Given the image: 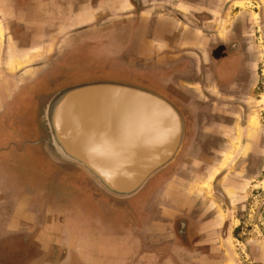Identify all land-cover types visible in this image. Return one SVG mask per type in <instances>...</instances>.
Segmentation results:
<instances>
[{"label":"crops","instance_id":"1","mask_svg":"<svg viewBox=\"0 0 264 264\" xmlns=\"http://www.w3.org/2000/svg\"><path fill=\"white\" fill-rule=\"evenodd\" d=\"M254 2L0 0V125L15 124L17 113L24 124L20 109L34 108L36 89L50 84L60 64L77 61L85 40L107 51L119 43L113 63L132 60L134 75L164 85L185 127L173 164L126 201L98 196L81 170L74 172L81 190L74 173L53 180L43 151H0L15 158L0 161L3 177L26 174L0 186L7 212L0 213V264L234 263L235 219L215 189L238 202L255 158H264V0ZM23 156L44 163L33 159L40 168L30 171ZM151 185L150 197H139ZM15 194L21 198L10 214L3 198Z\"/></svg>","mask_w":264,"mask_h":264},{"label":"water","instance_id":"2","mask_svg":"<svg viewBox=\"0 0 264 264\" xmlns=\"http://www.w3.org/2000/svg\"><path fill=\"white\" fill-rule=\"evenodd\" d=\"M41 121L47 156L81 170L116 201L135 197L168 169L185 138L183 117L170 102L123 82L63 88L47 99Z\"/></svg>","mask_w":264,"mask_h":264},{"label":"rangeland","instance_id":"3","mask_svg":"<svg viewBox=\"0 0 264 264\" xmlns=\"http://www.w3.org/2000/svg\"><path fill=\"white\" fill-rule=\"evenodd\" d=\"M83 41L85 40H79L80 43L78 42L77 44L79 45L77 46V48L80 47L76 50L77 53H79L77 61H74L70 64H60L57 67L59 71L52 77L50 84L48 85L47 83L49 82H46V86L36 89L37 92L34 93L35 95L33 94L31 97L32 103L29 102L30 106L34 107L29 109L31 112L30 115L28 109H20V113L23 115L22 118L24 119L25 123L22 124L20 122L21 119L20 117H18L19 115L17 113L14 114V117H16L15 121H17L15 124H8L7 122H5L0 125L1 134L5 136V139L0 141V149H28L32 152L42 149L45 140L48 139V131L45 130L43 124L40 121L44 100L50 98V96L56 90L65 86H70L72 84L88 80L96 81L99 79H106L107 81L123 82L134 86L139 85V87L144 88L150 92L154 91L161 95L166 94V91L164 89L162 90V87L164 85L161 86L160 84L157 85L153 82L147 81L143 75H134L133 71L129 70L131 68H134L132 65H129L131 60L127 63L118 61L116 65L113 63L112 59H114L115 57H113L112 54L118 51L119 43H115L114 46H112V49H110V51H107V45L105 44L101 45L99 42L89 44L88 42ZM114 60L117 61L118 59ZM117 66L121 69H114L117 68ZM40 98L43 99V102L41 101V104L38 103ZM27 115L29 116L30 121L28 123L27 119L25 118L27 117ZM33 159L38 162L39 158L35 156L34 158H31L29 162L28 159L24 157L20 158V160L24 162V166L29 168L30 171H32L33 168L35 170H38L40 168L39 166L34 167L35 163L37 162L34 163ZM38 163L43 164L44 162L41 161ZM18 165L19 163L15 164V166ZM46 165V167L50 171L51 176L53 177V180H57V182H60L59 180H62V178L57 177L59 176V171L56 170L59 168L53 164H48V162H46ZM14 171L16 172L15 169ZM66 172L67 171L65 170H61L60 176H66ZM14 175L15 174H13L12 177H14ZM16 177L26 178V174L19 172L17 173ZM5 178L7 177H3L0 173V180H5ZM77 180L79 182L83 181L82 177L80 176L77 178ZM93 189L98 196H102V194H100V191L95 186ZM244 191L245 194L243 197L245 199L242 206L243 211L239 213V236H236L237 240L233 242V246L236 249V254L238 255V264H264V170L262 171V176H260V178H255L253 182L248 184L247 189ZM73 193H77V191H73ZM146 194L147 193L144 192L139 197L143 198L144 196H146ZM100 198L106 200L107 202H110V199H108L107 197ZM139 201L140 199L136 200L135 203H139ZM113 202L114 201L111 200V203ZM113 204H115V202ZM118 205L121 204L118 203ZM248 248H251L253 250V256L252 258L248 256L246 262V251L248 250Z\"/></svg>","mask_w":264,"mask_h":264},{"label":"flooded vegetation","instance_id":"4","mask_svg":"<svg viewBox=\"0 0 264 264\" xmlns=\"http://www.w3.org/2000/svg\"><path fill=\"white\" fill-rule=\"evenodd\" d=\"M136 1V0H135ZM261 0H257V3L258 2H260ZM257 3L256 2H254V8H257ZM134 4H135V2H134ZM259 35H260V33H259ZM95 43H97V41H95ZM133 63V61L131 60V64ZM114 69H117V68H114ZM121 69V68H120ZM117 70H119V69H117ZM58 72V71H57ZM258 73H259V76H260V82L258 83V91H259V100H262V96L264 95V94H262L263 93V90H264V64L263 63H261L260 64V67H259V69H258ZM96 81H107V80H96ZM147 81H150V80H147ZM84 82H90V81H84ZM79 83H83V82H79ZM75 84H78V83H75ZM147 84V83H146ZM72 85H74V84H72ZM141 85V84H140ZM148 85V84H147ZM71 86V85H70ZM66 87H68V86H65V87H63V88H66ZM137 87H139V85L137 86ZM63 88H60V89H58V90H56L53 94H55L56 92H58L59 90H61V89H63ZM141 88V87H140ZM144 89V88H143ZM146 90V89H145ZM148 91V90H147ZM150 92V91H149ZM152 93H154V94H156V95H158V96H160V97H162V98H164V99H166L165 98V96H163V95H161V94H159V93H157V92H154V91H152ZM52 94V95H53ZM51 95V96H52ZM50 96V97H51ZM45 99V98H44ZM48 99V98H47ZM47 99L46 100H44V104H43V107H44V105L46 104V102H47ZM43 99L42 98H40L39 99V102L38 103H40L41 104V101H42ZM167 100V99H166ZM30 101V103H32V99H30L29 100ZM167 101H169V100H167ZM43 102V101H42ZM42 107V108H43ZM42 113H43V110H42ZM41 116H42V114H41ZM40 120H41V117H40ZM42 122V121H41ZM43 124V123H42ZM44 126V125H43ZM44 144H45V142H44ZM44 144H43V146H42V149H39V151H43L44 153H45V155L47 156V154H46V152H45V149H44ZM5 149H0V151H4ZM9 150H12V149H9ZM10 158H11V160H12V158H14V157H11V156H9ZM9 157H0V161H5V163H6V165H7V163L8 164H11V161H9L8 160V162H7V158H9ZM23 157H25V156H23ZM47 158H49L48 156H47ZM15 159V158H14ZM49 160L51 161V163H53V164H55L57 167H59V168H62L61 170H65V171H67L66 172V176H59L60 178H62V180H59V181H62L61 183H64L63 181H66L67 180V178H68V176H69V173L68 172H71V173H74L75 171H80L79 169H77V168H75V167H73V166H69V165H62V164H58V163H56V162H54V161H52L50 158H49ZM244 160H245V158H244ZM260 160V158H255V162H254V165H255V169H257V171H255L253 174H251L250 175V178H248L249 180H247V182H244L243 184L245 185V186H243V191L241 192V193H239V194H241V198L238 200V202H236V201H234V203H232L231 201H230V197H229V195L227 194V192L225 191V190H223V188L222 187H219V186H217L216 187V189H215V191H216V195L217 196H219V197H221V199L224 201V203L226 204V205H228V206H226V207H230V211H231V213H232V216L234 217V219H235V225H234V227H233V229L231 230V234H232V237H233V241L232 242H234V241H236L237 239V235L239 236V225H240V215H239V213L241 212V211H243L242 210V206H243V204H244V190H246L247 189V187H248V184H250L251 182H253L254 180H255V178H260V176H262V171L264 170V168H263V163H264V158L262 159V162L261 161H259ZM250 161V160H249ZM249 163V162H248ZM248 163H247V165H248ZM246 165V166H247ZM248 167H250V165L248 166ZM11 169V166H10V168H9V170ZM77 171V172H78ZM8 173L10 174V176H11V178H10V176H8L7 178H5V180H0V186H1V184H3L4 182H7L8 184H19V183H21V179L20 178H18V177H12V175H11V173H10V171H8ZM80 174V173H79ZM59 175H61V174H59ZM73 176H76L75 177V179H71V181L73 182V184H74V186L77 188V189H79V190H81L80 188H82V183L83 182H79L78 180H77V178L79 177L78 175H77V173H74L73 174ZM58 177V176H57ZM58 179V178H57ZM152 186L153 185H151V186H148L143 192H146L147 194H146V196H148V197H150V195H151V193H150V191L152 190ZM146 196H144L143 198H146ZM148 197H147V199H148ZM19 198H21V196L19 197ZM19 198L17 199V194H15L14 196H12V197H9L8 196V199H6V197H4L3 199H4V201H5V203L6 202H8V204H10L8 207V211H10V214H12L13 213V211H14V208H15V203L19 200ZM145 200V199H144ZM7 204V203H6ZM246 204H247V202H246ZM1 210H0V213H3L2 214V218H6V216H7V212H5L6 211V209H4V208H0ZM238 220V221H237ZM3 221H5V220H2V221H0V222H2L3 223ZM232 248H233V258H234V263L233 264H238V255L236 254V249L234 248V246H233V243H232ZM8 252L10 253V250H8ZM248 256L249 257H251L252 258V256H253V250L251 249V248H248V250L246 251V262H247V259H248ZM224 257H225V255H224ZM225 259V258H224ZM224 259H223V261H224ZM244 260V261H245Z\"/></svg>","mask_w":264,"mask_h":264}]
</instances>
